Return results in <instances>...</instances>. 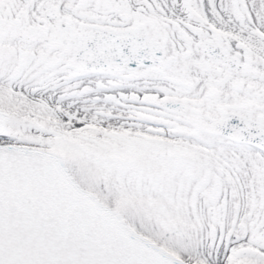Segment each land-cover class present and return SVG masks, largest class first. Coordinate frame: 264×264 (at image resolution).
Masks as SVG:
<instances>
[{
    "label": "snow or ice",
    "instance_id": "6c2138e0",
    "mask_svg": "<svg viewBox=\"0 0 264 264\" xmlns=\"http://www.w3.org/2000/svg\"><path fill=\"white\" fill-rule=\"evenodd\" d=\"M0 264H264V0H0Z\"/></svg>",
    "mask_w": 264,
    "mask_h": 264
}]
</instances>
